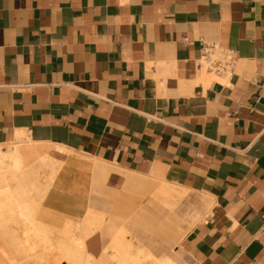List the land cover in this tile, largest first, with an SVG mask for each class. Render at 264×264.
<instances>
[{"label":"crops","instance_id":"1","mask_svg":"<svg viewBox=\"0 0 264 264\" xmlns=\"http://www.w3.org/2000/svg\"><path fill=\"white\" fill-rule=\"evenodd\" d=\"M18 132L95 158L141 264H264V0H0V145Z\"/></svg>","mask_w":264,"mask_h":264},{"label":"bare ground","instance_id":"2","mask_svg":"<svg viewBox=\"0 0 264 264\" xmlns=\"http://www.w3.org/2000/svg\"><path fill=\"white\" fill-rule=\"evenodd\" d=\"M211 78L220 80L215 72ZM64 146L40 144L24 132L2 144L0 238L24 254L38 250L49 264H141L148 251L124 227L100 256L89 248L92 233L84 212L90 207L95 158H69ZM156 261L176 264L168 257Z\"/></svg>","mask_w":264,"mask_h":264},{"label":"rangeland","instance_id":"3","mask_svg":"<svg viewBox=\"0 0 264 264\" xmlns=\"http://www.w3.org/2000/svg\"><path fill=\"white\" fill-rule=\"evenodd\" d=\"M88 198L89 206L93 210L102 212L105 218V222L99 228V221L98 218L94 215L93 210L89 207L84 212V224L86 227H88V231L92 233V237L89 240V248L92 249L96 246L98 247L97 240H100V249H105L109 244V235L107 234V227L112 224H114L115 227L121 224H126V217L118 216L110 212L113 211V207L111 208V204L113 202L112 199L114 198V195H111L110 193L106 192L102 188V186L96 182V180L93 182V186L91 188ZM149 206H151L150 202ZM184 207L187 206L184 205ZM156 247L157 246H155V253L159 254L161 250L160 248ZM26 253L24 254L18 251L16 248L11 247V245L4 243L3 240L0 238V264H37L38 261V264H49L47 263L48 260H41L39 258L40 254H38V250L28 249ZM61 264L67 263L62 262Z\"/></svg>","mask_w":264,"mask_h":264},{"label":"built area","instance_id":"4","mask_svg":"<svg viewBox=\"0 0 264 264\" xmlns=\"http://www.w3.org/2000/svg\"><path fill=\"white\" fill-rule=\"evenodd\" d=\"M201 58L211 71L218 74H233L238 59L234 48L222 47L218 42L201 41Z\"/></svg>","mask_w":264,"mask_h":264}]
</instances>
